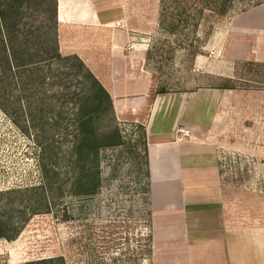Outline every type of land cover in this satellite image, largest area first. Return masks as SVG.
<instances>
[{
    "label": "rangeland",
    "instance_id": "rangeland-1",
    "mask_svg": "<svg viewBox=\"0 0 264 264\" xmlns=\"http://www.w3.org/2000/svg\"><path fill=\"white\" fill-rule=\"evenodd\" d=\"M159 3L100 0L96 11L112 25L98 33L93 29L84 38L93 45L101 44L95 54H102L98 59L102 58L106 69L110 48L118 42L115 46L122 53L117 59L120 65L115 64L117 71L121 74L124 69L126 76L149 75V95L138 110L113 103L125 142L102 151L100 192L89 198L64 191L50 199L48 211L32 214L16 238L0 239V264H26L56 255H63L65 264H151V210L142 132L150 96L161 86L167 92L223 85L245 91L225 107L218 132V161L237 215H242L244 207L246 221L254 218L258 221L253 222L259 223L260 217L264 221V3L217 19L211 30L202 26L201 48L194 57L186 56L180 48L170 56L156 50L170 44L158 24ZM36 6L48 7V1ZM79 27L58 22V39L60 32L75 39ZM111 27L117 29L115 35ZM149 50L151 57L147 58ZM32 108L35 112L34 105ZM22 118L30 120L27 115ZM39 154L33 130L30 134L23 131L0 107V190L39 183ZM73 172L71 168L69 177ZM251 228L246 225L245 230ZM250 251L253 254L246 259L252 260L259 251ZM259 256L264 264V246Z\"/></svg>",
    "mask_w": 264,
    "mask_h": 264
},
{
    "label": "trees",
    "instance_id": "trees-1",
    "mask_svg": "<svg viewBox=\"0 0 264 264\" xmlns=\"http://www.w3.org/2000/svg\"><path fill=\"white\" fill-rule=\"evenodd\" d=\"M44 1L0 0V107L23 131L30 134L33 130L40 148L41 173L37 184L0 190V239L16 238L32 214L48 211L50 199L64 191L89 198L100 192L102 151L125 142L109 91L77 54L60 51L57 3L46 0L48 7L36 6ZM159 1L158 24L170 44L167 49L156 50L170 56L180 48L190 57L200 51L202 26L211 30L217 19L264 3V0ZM150 57L151 50L147 53V58ZM167 91L161 86L150 99ZM26 115L30 120L24 122L22 117ZM142 136L144 176L150 193L145 129ZM71 168L74 172L69 177ZM54 261L65 264L63 255L38 258L26 264Z\"/></svg>",
    "mask_w": 264,
    "mask_h": 264
},
{
    "label": "crops",
    "instance_id": "crops-1",
    "mask_svg": "<svg viewBox=\"0 0 264 264\" xmlns=\"http://www.w3.org/2000/svg\"><path fill=\"white\" fill-rule=\"evenodd\" d=\"M56 3L60 26L80 24V35L75 39L59 33L60 51L77 54L109 91L113 103L141 109L152 86L151 77L126 76L124 69L121 74L117 71L115 64H119L117 59L122 51L116 41L110 48L106 69L102 58L98 59L102 54H95L101 44L97 41L93 45L84 38L93 29L98 33L112 25L96 11L100 0ZM110 31L115 35L117 29L111 27ZM244 92L199 87L156 93L150 100L144 129L150 186L151 264H262L259 255L264 246V221L261 217L259 223L253 222L258 221L254 218L246 221L244 207L242 215H237L235 199L223 182L218 161L220 123L228 105L244 96ZM183 127L190 130L188 136L179 130ZM250 224L251 230L246 231ZM251 248H255V253L258 248L259 252L252 260L246 259L253 254ZM243 249L248 252L240 251Z\"/></svg>",
    "mask_w": 264,
    "mask_h": 264
},
{
    "label": "built area",
    "instance_id": "built-area-1",
    "mask_svg": "<svg viewBox=\"0 0 264 264\" xmlns=\"http://www.w3.org/2000/svg\"><path fill=\"white\" fill-rule=\"evenodd\" d=\"M179 130H180L185 136H188V135H189L190 130H189L188 128L183 127V128H180Z\"/></svg>",
    "mask_w": 264,
    "mask_h": 264
}]
</instances>
